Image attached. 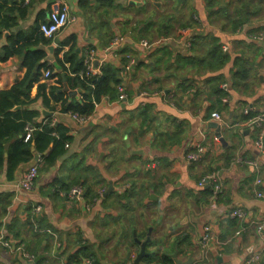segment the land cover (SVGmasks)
<instances>
[{
    "label": "crops",
    "instance_id": "crops-1",
    "mask_svg": "<svg viewBox=\"0 0 264 264\" xmlns=\"http://www.w3.org/2000/svg\"><path fill=\"white\" fill-rule=\"evenodd\" d=\"M21 5L26 14H16L17 25L7 31L8 38L32 32L57 5L66 6L69 22L55 43L62 46L75 37L63 51L75 44L79 60L94 51L99 60L105 58V65L119 70L122 80L116 98L105 96L81 124L62 113L59 103L51 100L46 105L39 96V85L46 84L48 95L55 87L68 100L84 101L85 91L66 79L67 72L47 63L58 75L50 81L41 77L29 103L13 108L15 113L39 111L38 123L51 118L65 125L73 141L54 166L46 167L43 161L29 192L17 183L39 154L33 147V160L21 163L9 177V144L5 146L0 193L11 195L12 202L0 236L11 249L0 245V264L68 263L84 245L94 247L102 264H130L129 253H138L134 233L145 241L151 229L147 251L156 252L154 258L178 252L181 260L197 261L203 258L200 240L206 227L218 240L210 247L211 264H244L250 255H259L257 264H264V231L259 233L256 225L264 212L243 202L258 200L255 190L264 192V154L256 144V129L232 127L246 120V108L253 115L264 110V40L255 39L264 31V0H89L86 9L79 0H30ZM118 36L124 38L120 57L107 49ZM2 38L3 31L0 44ZM167 38L172 40L152 50L139 45ZM7 45L8 39L0 47V92L20 83L27 73L20 56L4 60ZM68 75L76 76L70 71ZM120 85L127 95L124 100L118 99ZM213 112L221 114L222 122L212 119ZM199 144L207 150L199 160L188 161ZM81 163L92 168L87 174L98 197L88 204L84 197L54 195V180L72 179ZM215 171L224 188L212 200L211 187L200 182ZM119 189L127 192L119 195ZM35 206H41L38 217L44 228H38ZM237 207L246 211L247 219L230 217ZM27 221L33 229L27 228ZM12 222L18 237L9 232ZM18 247L34 255V263L23 258ZM114 249L119 253L106 256Z\"/></svg>",
    "mask_w": 264,
    "mask_h": 264
},
{
    "label": "trees",
    "instance_id": "trees-1",
    "mask_svg": "<svg viewBox=\"0 0 264 264\" xmlns=\"http://www.w3.org/2000/svg\"><path fill=\"white\" fill-rule=\"evenodd\" d=\"M25 2L26 0H13L11 5H9V0H0V36L2 31H10L13 27H16V14H20L21 17H24L26 10L22 9L21 4ZM79 5L86 9L89 5V0H79ZM44 21L45 20H42V22ZM41 23L37 24L32 32L28 34L18 32L14 35H10L8 38V45L3 48L4 60L15 55L20 56L22 65L27 68L26 76L20 83L13 86L10 90L0 92V157L4 152L5 146L9 144V157L7 159L9 177H12L21 163L33 160L35 153L42 156V160L46 167L54 166L59 159L66 155L67 146L73 141L65 125L56 123L52 126L51 118H45L42 122L38 123L36 117L40 116L39 111H25L24 113L13 112V108L16 105L23 106L29 103L31 90L35 84L40 82L42 70L45 68H49L52 71L55 70L52 65L44 63L46 58V53L44 51L40 49L35 50L36 48H31L29 51L27 50L33 46L38 47L40 44L47 45L52 43V40L45 38L40 32ZM72 41H74V43L76 42L75 37L66 40L64 43L62 42V46L56 49V59L58 65L67 72L66 79L68 81L72 79L75 85H79L81 89L85 91L83 103L74 99L68 100L65 98L64 93H59L58 89L55 87L50 88L48 95V87L46 84L39 85V96L42 97L46 105H49L51 100L59 103L62 113L89 116L94 112L96 104H99L105 96L115 97L117 93L116 87L121 83L122 79L118 74L119 70L111 64H107L103 67L101 77L82 79L79 76V72L84 68L83 60L78 59L75 44L63 54V58L59 57L63 46L70 44ZM66 64H69V69L66 68ZM69 71L77 75L71 78L68 75ZM56 75L58 74H54V76ZM59 81L61 82V78ZM27 124L37 127L29 141H25L24 139L26 133L25 127ZM33 147L36 151L35 153L34 150L32 151ZM76 168H79V166ZM91 171V167H83V163H81L80 172L74 174L72 179L68 181H64L62 178L55 179L52 184L54 195L65 193L67 198L73 187L80 186L83 189L85 201H87L88 204L94 201L98 197V192L94 186L91 185V182H89V174L87 173H91ZM11 202V195L0 193V230L2 227V218L7 213ZM36 221L39 225L38 228H44L43 224L41 225V220L38 215L36 216ZM25 225L27 228L31 226L33 229V223L31 221H27ZM14 230L15 225H13L12 222L9 225V232L14 233V236L18 237ZM44 235L49 236L48 234ZM38 236L42 235L39 234ZM50 237L51 236L47 238L49 239ZM94 254L90 246L84 245L80 247V250L76 252L74 258L68 261V263L79 264L84 259L90 258L93 260V264H102ZM144 262L145 264H150V262L173 264V260L169 253H165L156 258H145Z\"/></svg>",
    "mask_w": 264,
    "mask_h": 264
},
{
    "label": "built area",
    "instance_id": "built-area-1",
    "mask_svg": "<svg viewBox=\"0 0 264 264\" xmlns=\"http://www.w3.org/2000/svg\"><path fill=\"white\" fill-rule=\"evenodd\" d=\"M30 0H26V2H29ZM69 22V12L68 8L66 6L64 7H59L57 5V8L54 9L53 11L50 12L47 21H44L40 24V32L43 34V36L47 39L52 40V42L55 44L56 48H60L61 45L59 46L58 44L55 43L56 37L58 34L63 30L66 25ZM185 37H189V31L185 30ZM255 39L258 41H263L264 40V31L258 33L255 36ZM167 40H172V38H167V39H160L158 41L154 42H148V41H142L139 43L140 47H142L145 50H152L156 45L161 44L166 42ZM124 43V38L122 36L116 37L113 42L110 44V46L107 48L108 51L111 50H118L120 49L121 45ZM65 47L61 50L60 54L61 57H63V54L65 53L64 50ZM116 57H120L121 54L116 52L115 53ZM129 57V56H128ZM134 61V60H133ZM105 58L99 60L96 57V54L94 51L89 52L86 56L85 59L83 60V70L79 72V76L82 79H90V78H97L102 76V68L105 65ZM77 75V74H76ZM42 78L43 80L50 81L53 79V72L51 69H44L42 70ZM224 88H226V85H224ZM120 91V100H124L126 98L125 94V89L122 85L118 87ZM244 115L246 116V120L241 122L240 124H237L235 128H249V129H256L257 130V140L256 144L260 148L261 152L264 154V110L258 112L257 114L253 115L252 114V109L251 108H246L243 111ZM74 119L78 120L81 124L87 122L90 119V116H79L77 114H70ZM212 119L216 122H222V116L218 112H213L211 115ZM47 123V122H45ZM44 123V124H45ZM57 122L52 119L51 125L54 126ZM36 126L27 124L25 127V141H29L33 132L36 130ZM207 150V145L205 144H199L196 147V150L194 152H191L187 155L188 161L194 162L197 161L201 158V156L205 153ZM36 163L31 165L27 170L23 172L21 177L18 180L17 186L26 192H29L33 190L35 186L36 179L39 175V166L43 163L42 156L38 155L37 156ZM241 162V161H239ZM255 167L258 166L257 163H251ZM262 181L258 179L256 181V184L259 185L261 184ZM200 185L203 187L205 185H208L212 189V200H217L218 197L223 193V188L224 184L223 181L220 177V173L218 171H215L208 176L204 177ZM103 191L101 192L102 195ZM256 193V199L264 201V192L255 190ZM68 197L70 199H82L83 197V189L80 186L73 187L71 191L68 194ZM41 210V206H35L33 209V214L36 216ZM230 217L234 219H239V220H245L248 218V215L246 211L241 208L237 207L234 208L230 212ZM253 223H255L253 221ZM257 225V230L259 233H262L264 231V216L261 221L256 223ZM241 231L237 232V235H240ZM3 236H0V245H3L5 248L11 249V245L9 241H3ZM212 243H218V240L216 236L212 233L210 227H206L204 230V234L201 237L200 240V248L202 251V256L203 260H208L209 259V251ZM16 251L19 252L23 258H25L29 263H34L35 261V256L31 255L30 253H27L23 248L18 247L16 248ZM259 260V255H250L247 257L244 261V264H257ZM62 264H68V263H62ZM75 264V263H73ZM79 264H93V260L88 258L84 259L81 263Z\"/></svg>",
    "mask_w": 264,
    "mask_h": 264
},
{
    "label": "water",
    "instance_id": "water-1",
    "mask_svg": "<svg viewBox=\"0 0 264 264\" xmlns=\"http://www.w3.org/2000/svg\"><path fill=\"white\" fill-rule=\"evenodd\" d=\"M131 4H136V5H140L139 3H134L132 2ZM7 39H8V32L7 31H3V38L0 44V47L7 44ZM38 49L43 50L46 53V58L44 60V63H51L54 66H58L57 63V59H56V47L55 45H40L38 47ZM52 113H48V112H44V115H51ZM220 129V128H219ZM221 135V134H220ZM38 157H36L37 159ZM110 190H113V187L110 188ZM111 191H108V193H110ZM244 203H246V205H248L249 207H260L262 209V211L264 212V201L262 200H255V201H243ZM151 232L152 229L149 231V236L145 241H142L141 239L137 238L136 233H134V237H135V244H137V255L132 257V254L129 253L127 259L129 261H131L130 264H145L143 261L145 258H153L155 256L154 251L152 252H148L147 251V245L152 241L151 238ZM164 240L161 239L160 243L164 244ZM170 257L173 260V264H201L203 262V258H201L200 260H195L194 257H190L188 258V260H181L178 257V252L170 255ZM39 260V259H38ZM150 264H159V263H155V262H150Z\"/></svg>",
    "mask_w": 264,
    "mask_h": 264
},
{
    "label": "rangeland",
    "instance_id": "rangeland-1",
    "mask_svg": "<svg viewBox=\"0 0 264 264\" xmlns=\"http://www.w3.org/2000/svg\"><path fill=\"white\" fill-rule=\"evenodd\" d=\"M116 52H118L119 53V50H111V53L112 54H114L115 55V53ZM116 98V97H115ZM118 99H119V97H118ZM127 191H124L123 189H119L118 190V193H119V195L120 194H124V193H126ZM87 202V201H86ZM118 232V230H116L115 231V234ZM121 238H124V233H123V231L121 232ZM90 249H91V251L93 252V254H94V252H95V249H94V247L93 246H90ZM116 251H117V253H119L118 252V250H112V252H109V254H106V256H109V258L111 257V254H112V257H114V254H116ZM111 253V254H110ZM114 253V254H113ZM94 255H96V257L98 258V255L95 253ZM209 257V256H208ZM102 262V261H101ZM214 262V261H213ZM212 262V264H214ZM205 263V259L203 260V262H202V264H204ZM53 264V263H52ZM206 264H211V259L209 258L207 261H206Z\"/></svg>",
    "mask_w": 264,
    "mask_h": 264
}]
</instances>
